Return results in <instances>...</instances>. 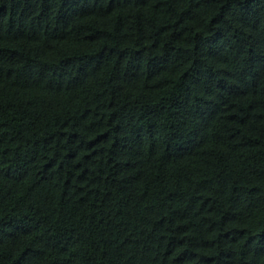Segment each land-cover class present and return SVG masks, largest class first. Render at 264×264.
<instances>
[{
  "label": "trees",
  "instance_id": "1",
  "mask_svg": "<svg viewBox=\"0 0 264 264\" xmlns=\"http://www.w3.org/2000/svg\"><path fill=\"white\" fill-rule=\"evenodd\" d=\"M0 264H264V0H0Z\"/></svg>",
  "mask_w": 264,
  "mask_h": 264
}]
</instances>
